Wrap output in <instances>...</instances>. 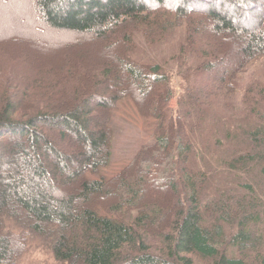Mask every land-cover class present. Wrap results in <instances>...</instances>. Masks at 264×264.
I'll return each mask as SVG.
<instances>
[{
	"label": "trees",
	"instance_id": "16d2710c",
	"mask_svg": "<svg viewBox=\"0 0 264 264\" xmlns=\"http://www.w3.org/2000/svg\"><path fill=\"white\" fill-rule=\"evenodd\" d=\"M31 4L35 24L91 49L0 78V264L32 236L56 264H264V0ZM180 27L168 114L172 76L130 55L136 35ZM122 101L155 123L152 141L106 179Z\"/></svg>",
	"mask_w": 264,
	"mask_h": 264
},
{
	"label": "rangeland",
	"instance_id": "374dc122",
	"mask_svg": "<svg viewBox=\"0 0 264 264\" xmlns=\"http://www.w3.org/2000/svg\"><path fill=\"white\" fill-rule=\"evenodd\" d=\"M6 1L7 4H0V78L26 77L27 73L49 67L58 71L59 63L65 54L71 53L72 57H75L80 52L90 53V39L68 32L52 31L47 26L35 24L31 0ZM185 38L183 27L150 39L136 35V49L130 59L137 64L161 66L172 76L174 93L179 96L181 91L178 87L182 80L177 77L176 56ZM89 58L87 65L97 68L98 64H92L96 59H92V55H89ZM97 61L105 62L99 59ZM252 72L255 77L262 78L264 63H258ZM228 99L232 104H241L238 98ZM175 110V99H172L168 114ZM221 111L231 114L224 109ZM154 124L150 120H141L128 101L117 104L111 114L110 123L114 132L113 156L110 166L100 171L101 176L106 179L114 177L130 162L139 147L149 144L152 141ZM89 178L99 179L98 176ZM16 264L56 263L48 243L40 237L32 236L26 239V247Z\"/></svg>",
	"mask_w": 264,
	"mask_h": 264
}]
</instances>
